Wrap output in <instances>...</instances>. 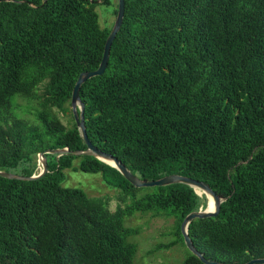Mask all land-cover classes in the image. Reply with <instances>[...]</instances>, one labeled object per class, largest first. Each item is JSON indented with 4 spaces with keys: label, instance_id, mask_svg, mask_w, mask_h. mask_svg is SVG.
Segmentation results:
<instances>
[{
    "label": "trees",
    "instance_id": "1",
    "mask_svg": "<svg viewBox=\"0 0 264 264\" xmlns=\"http://www.w3.org/2000/svg\"><path fill=\"white\" fill-rule=\"evenodd\" d=\"M112 0H101L111 5ZM94 0L0 2V170L47 149L48 171L0 176V264H136V212L183 218L199 196L188 185L134 187L84 150L64 110L79 73L97 68L111 28ZM115 6L114 13H116ZM93 145L143 180L178 174L206 182L225 200L216 216L188 225L210 260L242 264L264 257V0H124L104 72L79 89ZM18 98L37 102L32 118ZM100 173L119 204L65 187L63 170ZM205 206V204H203ZM179 264H204L186 250Z\"/></svg>",
    "mask_w": 264,
    "mask_h": 264
},
{
    "label": "rangeland",
    "instance_id": "2",
    "mask_svg": "<svg viewBox=\"0 0 264 264\" xmlns=\"http://www.w3.org/2000/svg\"><path fill=\"white\" fill-rule=\"evenodd\" d=\"M111 2V5H104L101 2L96 3L95 10L98 13L100 27L111 28L114 23L116 17L114 10L115 6H117V0H112ZM16 105L14 112H17L26 119H31L35 108H37L36 101L25 98H18ZM63 109L57 110L53 108L52 110L59 121L66 128H69L73 123L70 100L64 102ZM37 155L33 162L23 165L30 172V175L37 174L41 170L42 166L39 163L40 161ZM78 163L79 159L75 158L72 161V166L63 170L64 177L61 184L65 187L80 188L88 196L108 197L109 210H115L119 204L116 199L117 190L106 184L100 173L79 170ZM17 171L19 172L18 168L10 172L17 174ZM143 188V191H146L152 187ZM198 193L201 194L200 191ZM198 196L199 203L197 209L204 207L203 204H206V197L203 194ZM125 225L137 230V233L129 237V241L136 245V254L134 257L136 264H179L184 259L187 250L185 245L183 246L177 242L172 246L164 247V245L176 239L179 224L175 216L136 212L126 218Z\"/></svg>",
    "mask_w": 264,
    "mask_h": 264
},
{
    "label": "water",
    "instance_id": "3",
    "mask_svg": "<svg viewBox=\"0 0 264 264\" xmlns=\"http://www.w3.org/2000/svg\"><path fill=\"white\" fill-rule=\"evenodd\" d=\"M1 1H8V0H0V2ZM45 2L46 0H43V3ZM98 2H101V0H94L95 4ZM123 15H124V0H117L116 17L110 29V32L105 40V43L103 46L102 57H101L99 65L94 70L83 71L79 73L73 85L71 96H70L72 116L76 124V128L79 132V135L83 143L85 144V149L84 150H74L71 152V154L76 155V156H80V155L93 156L99 161L115 168L130 184H132L134 187H137V188L164 186V185L173 184V183H183V184L190 186L197 195L203 194L206 197V204H205L206 207H200L197 210L190 211L183 218L180 224V232L183 238L184 245L189 252L195 255L204 264H227V263H221L215 260H210V259L205 258L203 254L200 253L194 247L188 235L189 223L196 218L216 216L219 212L220 204L225 200V198H222L219 195H217L206 182L192 179L190 177H186L183 175L170 174V175L163 176L159 179L143 180L139 178L137 175L131 173V171L121 161L114 158L111 154L106 153L102 151L101 149L97 148L95 145H93L87 136L86 128L84 124V116H83L84 104L80 99L79 89H80V86L87 79L100 75L104 72L107 66V63H108L111 44H112L113 39L115 38L116 33L121 27V24L123 21ZM69 152L70 151L68 150V148L47 149L42 152H39L37 156H38V160L40 161V164L42 167H41V170L37 174L24 176V175L16 174V173L5 171V170H0V176L5 177V178H15V179H21V180H32V179L40 178L48 171L47 160H46L45 154H56L57 157H59L60 155L67 154ZM106 160H111L113 164L108 163ZM197 191H200L201 194H199ZM208 196L210 197L213 203V206L211 209H208L207 207ZM242 264H264V257L252 258L249 261L242 263Z\"/></svg>",
    "mask_w": 264,
    "mask_h": 264
},
{
    "label": "bare ground",
    "instance_id": "4",
    "mask_svg": "<svg viewBox=\"0 0 264 264\" xmlns=\"http://www.w3.org/2000/svg\"><path fill=\"white\" fill-rule=\"evenodd\" d=\"M108 163H110V164H113V162L111 161V160H106ZM40 163V162H39ZM198 192V191H197ZM207 201H208V204H207V207H208V209H211L212 208V206H213V203H212V201H211V199H210V197L208 196V199H207ZM204 207H206V206H204Z\"/></svg>",
    "mask_w": 264,
    "mask_h": 264
}]
</instances>
